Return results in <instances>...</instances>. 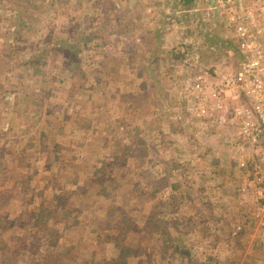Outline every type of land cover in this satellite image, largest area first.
<instances>
[{"label": "rangeland", "instance_id": "obj_1", "mask_svg": "<svg viewBox=\"0 0 264 264\" xmlns=\"http://www.w3.org/2000/svg\"><path fill=\"white\" fill-rule=\"evenodd\" d=\"M207 3L0 0V234L9 238L0 264H34L29 254L42 264H264V205L233 151L211 143L231 131L194 117L183 100V76L199 70L174 52L183 37L205 41L190 51L200 62L227 55L220 32L206 35L198 12L183 13ZM79 32L74 56L48 46L44 76L18 64L44 48L43 37L69 47ZM21 92L30 102L14 104ZM42 196L48 217L25 234ZM127 216V244L96 232L114 235ZM56 232L57 250L40 245ZM39 235L40 248L28 250ZM169 236L179 251L163 256L152 240ZM16 240L27 254H14Z\"/></svg>", "mask_w": 264, "mask_h": 264}, {"label": "built area", "instance_id": "obj_2", "mask_svg": "<svg viewBox=\"0 0 264 264\" xmlns=\"http://www.w3.org/2000/svg\"><path fill=\"white\" fill-rule=\"evenodd\" d=\"M208 2L183 13L198 12L207 25L206 35L212 29L220 32L227 55L217 62H200L190 51L203 49L205 41L193 42L191 34L183 37V47L178 45L174 52L183 54V67L199 66L197 73L183 76V100L194 117L211 118L231 131L222 145L233 151L231 158L264 205V0ZM232 64L236 67L222 69Z\"/></svg>", "mask_w": 264, "mask_h": 264}, {"label": "trees", "instance_id": "obj_3", "mask_svg": "<svg viewBox=\"0 0 264 264\" xmlns=\"http://www.w3.org/2000/svg\"><path fill=\"white\" fill-rule=\"evenodd\" d=\"M68 28V27H67ZM97 29V27H94L93 28V32H94V30H96ZM77 32V31H76ZM73 33H71V30H70V32H67L66 31V33H65V35H66V37L64 36V37H62L63 38V41L67 38V35H72ZM73 37H75V39L77 40V42L73 45H70L69 47H67L65 44L63 45L62 43L63 42H61V41H58V42H56V39L54 38V43L55 44H53V42H51V38L50 37H43V42L45 43V46H44V48H42L41 50H39L38 52H36L35 54H33L32 56H30L29 58H27V59H25L22 63H19L18 62V64L19 65H21L22 67H25L26 66V68H28V70L27 71H29V70H34V74H36V75H41V76H44L45 74H44V67H43V65H44V63H43V60L42 59H44L45 58V55H46V49H48L49 47V45H53L54 47V52H55V54L57 53V54H59V52H61V53H63V54H67V55H69L70 53H68V51H72L73 53H71L72 54V56H74L76 53H77V50H75L74 49V46L75 45H78L79 44V41H81V37H85L84 35H83V32H79V36L78 35H76V33L74 34V36ZM84 39V38H83ZM79 52H81L80 50H78V53ZM69 57V56H68ZM43 63V64H42ZM62 62H60V63H58V64H61ZM41 64H42V66H41ZM61 65H63L64 66V64H61ZM20 66V67H21ZM65 67V66H64ZM66 68H68V70L67 71H69L68 73H70V71H72V70H70L69 69V67H66ZM72 73V72H71ZM29 76H30V74H29ZM21 85H22V83H20ZM41 88L39 89V91L40 90H43L44 88H43V86H40ZM22 89H24V87L22 88ZM21 89V90H22ZM19 98H20V100L21 101H25L24 103H28V102H30L29 100L30 99H28V96H26V94H24V93H20L19 95H17L16 97H15V100H14V104H18L19 103ZM26 104H23V105H25L24 106V108L23 109H21L23 112H25V111H27L28 110V107H27V105ZM33 106H36V107H38V106H40L39 104H34ZM35 114V117L36 116H38V115H40V113L41 112H37V111H29V113H30V116L32 117V118H35L34 116H33V113ZM2 161V160H1ZM97 174H100L99 172L101 171V169H96V170H94ZM98 186H100V184L98 183ZM121 187V185H117V186H115V187H113V189H118V188H120ZM105 188H106V186H102L101 187V189H104V191H105ZM113 189H110V190H108V193H112L113 192ZM2 191L0 190V193H1ZM73 192H74V189L73 190H71V192L68 194V196L66 197V198H64V200L65 201H68V197L69 198H71L72 196H73ZM82 192H83V194H84V192H85V190L84 189H82ZM103 192V191H102ZM104 194V193H103ZM106 195H108V194H104V196L106 197ZM86 197H88V196H86ZM47 199V197H45V196H42L41 198H40V204L41 205H39V210H38V215L37 214H35V217H36V220L33 222V223H30V226L29 227H25V229H24V233L26 234L28 231L30 232L31 230H35L36 228V226L38 225L37 224V222L39 221V219H45L46 217H48V211H49V208H48V206L47 205H44L45 204V202H46V199ZM0 199L1 200H3L4 202H7V194H6V191L3 193V194H0ZM76 208V207H75ZM74 208V209H75ZM73 209V210H74ZM72 211V210H71ZM127 220H125V222L123 223V225H121V227L118 229V231L117 232H115L114 233V235H111L108 231L109 230H107L108 228H105V227H103L101 230H99V231H96L98 234H100V235H102V236H104V237H106V240L107 241H112V240H120V242H121V244H123V243H126L127 244V242H128V238H127V235L129 234V232L131 231V228L134 226V222H133V220H131L128 216H127V218H126ZM76 224L77 223H75V226H76ZM164 224V223H163ZM165 225H167V224H165ZM78 226L80 227V221L78 222ZM32 227V229H29V228H31ZM155 228L153 229V230H157L158 228L156 227V226H154ZM160 228H162V229H164V230H166V227H164V226H159V229ZM153 230H151L152 232H153ZM167 235H170V233L169 232H167L166 233ZM39 237H40V235L39 236H36V238H35V240L32 242V245H31V247H29L28 248V250H31L32 248H40L38 245H39V243H40V241H39ZM62 237H64V234L61 232V233H58V232H56L55 234H53L47 241H45V243H44V245L43 244H40L42 247H46L47 248V250H49V248H51L52 247V250L51 251H53V249L55 250V246H56V250H57V247H58V245L61 243V238ZM14 239H15V237H14ZM154 240H156L155 241V243H154ZM2 241H5V242H9V238H7V237H4V236H2L1 234H0V255L2 256L3 254H4V252L5 251H8V246H5V247H2L3 246V243H2ZM2 243V244H1ZM23 243H24V240H16V244H18V245H21V247H19V249H18V252L17 253H14L15 255L16 254H18V253H20V255H22V254H27V252L26 251H24L25 250V248L23 247ZM171 243V244H170ZM38 244V245H37ZM118 244V243H117ZM152 244L154 245V247H156L157 249H158V251L159 252H161V254L164 256L165 254H166V252H167V248L170 246V247H174V251L175 252H178L179 251V249H178V247L177 246H179L178 245V242H177V240H174L171 236H169V237H167L166 239L165 238H160V237H157V238H155V237H153V240H152ZM170 244V245H169ZM136 248V247H135ZM132 249H134V247H131V246H128V247H126V251H123V252H121V253H124V256H126L125 255V253L126 254H128V255H131V252H132ZM50 253H52L53 254V252H50ZM76 253H78L77 251H76ZM77 255V254H76ZM132 255H133V253H132ZM180 255H182V254H180ZM31 257H33L34 259H33V263L34 264H42L41 263V261H40V259L38 258V257H36V256H34V254L32 255V254H29L28 256H27V259H28V261H29V258H31ZM76 259V258H75ZM77 264H82V263H80V262H76Z\"/></svg>", "mask_w": 264, "mask_h": 264}, {"label": "crops", "instance_id": "obj_4", "mask_svg": "<svg viewBox=\"0 0 264 264\" xmlns=\"http://www.w3.org/2000/svg\"><path fill=\"white\" fill-rule=\"evenodd\" d=\"M218 142H221L220 140H215V138H214V140L213 141H211V143L213 144V148L215 149V146H217L216 144L218 143ZM221 144H222V142H221ZM212 146V145H211ZM219 146H222V145H219ZM219 146H218V152H219V150H220V148H219ZM219 158H221V157H219ZM217 157H216V161H217Z\"/></svg>", "mask_w": 264, "mask_h": 264}]
</instances>
